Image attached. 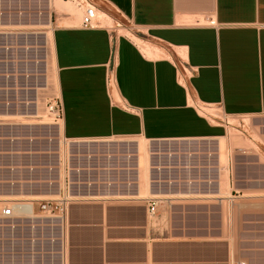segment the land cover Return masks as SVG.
Listing matches in <instances>:
<instances>
[{"label":"crops","instance_id":"1","mask_svg":"<svg viewBox=\"0 0 264 264\" xmlns=\"http://www.w3.org/2000/svg\"><path fill=\"white\" fill-rule=\"evenodd\" d=\"M96 3L107 22L131 27L153 57L112 36L107 24L84 31L77 14L52 10L61 14L50 52L62 139L190 142L219 150L225 127L201 116L199 107L252 119V130L246 141L230 136L235 146L227 143L225 167L171 168L164 158H151L159 170L141 173L135 164L83 158L96 149L117 152L113 145H78L71 154L79 158L57 171L52 185L20 183L16 171L0 172L7 182L0 183V196L51 198L69 184L63 264H264V0ZM16 23L9 19L5 27ZM149 200H161L151 218ZM25 245L6 243V264L29 262ZM44 264H58L57 256Z\"/></svg>","mask_w":264,"mask_h":264},{"label":"rangeland","instance_id":"2","mask_svg":"<svg viewBox=\"0 0 264 264\" xmlns=\"http://www.w3.org/2000/svg\"><path fill=\"white\" fill-rule=\"evenodd\" d=\"M46 0H2L0 2V22L7 25L9 19L23 20L24 28L0 29V152H15L18 156L12 158L0 156V165L13 162L14 166H33L39 167L46 164L53 165L58 150L61 155L63 145L59 146L55 130L48 124L51 121L45 115L44 101L56 97L54 84V69L51 63V52L49 43L45 40L42 33H46L45 28L29 29L26 26H34L35 20L39 18V4L41 9ZM13 3V4H10ZM64 3V2H63ZM11 5V6H10ZM18 5V6H17ZM20 5V6H19ZM73 10L71 5L67 4ZM42 6V7H41ZM16 7H20L21 15L17 14ZM75 12V11H74ZM49 14L51 23L50 30L54 27L55 21L61 15ZM77 23L80 14H77ZM63 16V15H62ZM62 18H69L63 16ZM31 22L32 24H29ZM119 25L116 28V25ZM112 36L117 37L120 29L127 30L136 36V32L125 23L108 22L105 27ZM118 36H122L119 34ZM136 38V37H135ZM146 44V43H145ZM8 47L7 49H5ZM202 107H199V110ZM212 114L207 119L212 124H220L225 127L227 138L220 141V167H225L227 162V145L235 146L229 142L230 136H236L246 141L249 131L252 130V119L245 117L225 118L217 110H211ZM215 112V113H214ZM214 114V115H213ZM43 124L40 126L36 124ZM51 128V129H50ZM252 139L258 141L256 135L250 134ZM51 138V139H49ZM227 139V141H226ZM7 140H14L11 142ZM126 141H139L143 146L146 142L139 139H129ZM228 143V144H227ZM252 146V145H250ZM29 153L27 156L21 154ZM45 153V154H42ZM141 157H144V155ZM142 159V158H141ZM30 166V165H29ZM144 165L141 166V173H144ZM26 171H16L18 175ZM40 170L33 171V174L40 175ZM33 179H38V177ZM20 196V195H19ZM6 196H0V200H5ZM22 197V196H20ZM20 200L24 198H20ZM41 199V198H39Z\"/></svg>","mask_w":264,"mask_h":264},{"label":"built area","instance_id":"3","mask_svg":"<svg viewBox=\"0 0 264 264\" xmlns=\"http://www.w3.org/2000/svg\"><path fill=\"white\" fill-rule=\"evenodd\" d=\"M60 1L73 6L80 13L79 28L84 31H92L101 26V19L99 17L104 16L97 7V0H54ZM212 24V23H210ZM117 25L116 28H118ZM104 28V27H103ZM110 30V29H108ZM115 37V36H114ZM112 83L111 72L107 74L106 84ZM6 105L0 103V106ZM44 112L52 125L60 124L62 118V106L57 97L50 98L44 101ZM12 143V141L7 140ZM59 146L63 145L61 155L59 150L54 154L56 160L53 165L46 164L44 166H14L13 162H7L6 165H0V172L2 171H26L30 174L29 177H25L22 174L18 176L17 182L31 184H46L52 185L54 183L55 173L61 172L62 167L70 163L71 159H78L79 155L75 156L71 154L72 148L78 145L92 146L95 144H109L115 146L117 152L113 153H100L101 150L84 154L83 158L88 164H96L100 160L104 159L108 164L115 161L117 165L122 161L127 166H134V170L140 171L138 161L140 158H145V168L148 172L158 171L157 166H153L151 158L158 159L155 163H160V158H164V162L171 164L174 167L171 168H189L192 163H211L215 162L218 167L219 164V150H214L210 145L204 143L190 144H171L168 143L165 146L161 144H152L146 142L142 152H139L137 147V141H121L116 143H87L79 144L65 140L64 138L59 142ZM79 147V146H78ZM163 147H165L163 149ZM112 149V148H111ZM114 150V148L112 149ZM109 151V149L107 150ZM123 152V153H122ZM19 153L15 152H0V156H6V158L18 156ZM29 153H23L21 155L27 156ZM45 154V153H42ZM141 155L144 157H141ZM82 157V156H81ZM40 170V175L36 176L33 171ZM33 175V176H31ZM38 179H33L34 177ZM32 178V179H30ZM32 180V181H30ZM0 183H7L2 182ZM191 183V182H190ZM203 183L210 184L211 182L203 181ZM68 183L66 186L59 190L56 196L51 198L39 199L37 197H20L6 196L5 200H0V263L6 264L4 258L7 255L4 245L6 243H25V255L29 259V262H12L10 259L9 264H44V258L47 256H57L58 264L64 263L65 256V237L67 232V212L70 203L72 202L69 197ZM161 200H149L148 201V215L153 217ZM16 236V237H15ZM12 254V253H11ZM9 255L10 258L13 255ZM244 264V263H239Z\"/></svg>","mask_w":264,"mask_h":264},{"label":"bare ground","instance_id":"4","mask_svg":"<svg viewBox=\"0 0 264 264\" xmlns=\"http://www.w3.org/2000/svg\"><path fill=\"white\" fill-rule=\"evenodd\" d=\"M2 0H0V2H1ZM10 1V0H9ZM10 4H13V3H10ZM40 5L41 4H39V10H41V11H39V12H37V13H39V18L38 19H36L35 20V25L34 26H29L28 25V27L26 26V28H29V29H38V28H45V31H46V29H47V32L46 33H42V35H45V38H46V41H47V45H48V43H49V47H50V50H52V48H51V36H52V33H51V30H50V25H51V23H50V21H49V14L52 12V10H56L57 12H59V13H62V14H65V15H74V16H76V14H80L73 6H71L72 8H73V10L75 11H72V9H70V7H68V5H67V3H63V2H60V1H54V0H46L45 1V3H44V5H43V8L44 9H41L40 8ZM70 5V4H69ZM18 6V5H17ZM20 6V5H19ZM42 7V6H41ZM20 7L18 8V11H19V14H23V13H20ZM71 16V17H72ZM100 19H101V24L102 25H108V22H107V20H109L107 17H105V16H101V17H99ZM19 19V20H18ZM17 19V23H16V26H6L5 27V25H4V27H2V26H0V29H12V28H14V29H18V28H24L25 26L24 25H22L23 23L22 22H20V21H22V19H20V18H18ZM29 24H32L31 22H29ZM1 25V24H0ZM12 25V24H11ZM119 34H121L123 37H126V38H128L129 40H131L133 43H135L136 44V46H137V48H138V50L140 51L141 50V52H143V54L142 55H144V56H146L147 57V59L148 58H150V56H152V54H150V52L146 49V48H144V47H142V45L144 44V43H142L141 41H139L137 38H135V36L134 35H132L131 33H129L127 30H124V29H120L119 30V32H118V34H116L117 35V37H118V35ZM48 47V48H49ZM8 47H6L5 49H7ZM153 57V56H152ZM188 75V74H187ZM177 82L180 84V85H182L183 84V81H182V77H181V75L179 76V78L177 79ZM198 113L201 115V116H203V117H205V118H207V117H209V115L210 114H212V111L211 110H208V109H204V108H201L200 110H198ZM215 113V112H214ZM214 115V114H213ZM43 125V124H42ZM49 125V127H51L52 128V130H55L53 133H55V135H56V137H57V140H59V142L62 140V137H61V127H60V124H57V125H52L51 123L50 124H48ZM43 126H45V125H43ZM50 128V129H51ZM49 139H51V138H49ZM140 141H142L143 142V140H140ZM137 147H138V150H139V152H142L143 151V148H144V146L142 145V143L141 142H139V141H137ZM219 151H220V145H219ZM219 164H220V152H219ZM146 163V161L145 160H143V158L141 159H139V161H138V164H139V168L140 169H142L141 168V166L142 165H144V167H143V169H145V164ZM28 166L30 165H32L31 163H28L27 164ZM30 181H32V180H30ZM69 221V220H68Z\"/></svg>","mask_w":264,"mask_h":264}]
</instances>
